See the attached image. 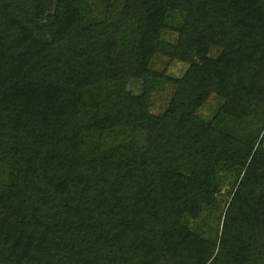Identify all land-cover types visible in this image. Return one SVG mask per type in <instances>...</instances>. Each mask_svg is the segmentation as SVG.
<instances>
[{
	"label": "trees",
	"instance_id": "1",
	"mask_svg": "<svg viewBox=\"0 0 264 264\" xmlns=\"http://www.w3.org/2000/svg\"><path fill=\"white\" fill-rule=\"evenodd\" d=\"M0 264H264V0H0Z\"/></svg>",
	"mask_w": 264,
	"mask_h": 264
},
{
	"label": "rangeland",
	"instance_id": "2",
	"mask_svg": "<svg viewBox=\"0 0 264 264\" xmlns=\"http://www.w3.org/2000/svg\"><path fill=\"white\" fill-rule=\"evenodd\" d=\"M163 37H164V40H168V41H172L174 39V36L171 35L170 33H164ZM164 65H165L164 59L158 58L154 62V67L156 69L161 70L164 68L165 73L172 77H179L182 74L184 67H185L183 64H180L178 62H172L168 64L167 66H164ZM129 86H131V90L133 92L138 93L139 86L137 83L131 82ZM168 93H169V90L165 92L164 94H157L152 98L151 107H152L153 113L158 114L165 108V104L167 102L168 95H169ZM212 103H213L212 100H210L207 106H205L200 111V113L204 115L207 114Z\"/></svg>",
	"mask_w": 264,
	"mask_h": 264
}]
</instances>
